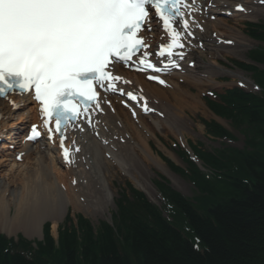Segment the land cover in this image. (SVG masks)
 Returning <instances> with one entry per match:
<instances>
[{
  "label": "snow or ice",
  "instance_id": "snow-or-ice-1",
  "mask_svg": "<svg viewBox=\"0 0 264 264\" xmlns=\"http://www.w3.org/2000/svg\"><path fill=\"white\" fill-rule=\"evenodd\" d=\"M194 4L195 0L192 4L184 0H0V98L14 90L32 95L40 106L48 139L54 135L59 139L62 156L71 164L63 130L75 126L77 119L90 120V114L85 117L83 113L92 105L102 111L98 89L125 94L115 85L131 81L115 75L117 64H128L142 52L141 70H164L148 59L152 55L150 37L141 35L152 33L153 11L168 38L155 55L167 53L169 63L176 67L172 50L183 44L174 25L179 23L192 35L181 7L189 9ZM147 78L165 83L154 75ZM126 95L131 100L144 99L133 92ZM144 110L150 111L146 104ZM50 121H55V133ZM40 135L33 125L27 139Z\"/></svg>",
  "mask_w": 264,
  "mask_h": 264
},
{
  "label": "trees",
  "instance_id": "trees-1",
  "mask_svg": "<svg viewBox=\"0 0 264 264\" xmlns=\"http://www.w3.org/2000/svg\"><path fill=\"white\" fill-rule=\"evenodd\" d=\"M257 57L264 63V54ZM236 98L228 113L247 128L250 147L212 159L214 175L203 182L199 205L180 203V227L186 220L200 240L197 249L188 234L141 216L99 238L87 233L80 250L66 233L60 253L50 254L52 264H264V99ZM0 264L44 263L10 253L0 241Z\"/></svg>",
  "mask_w": 264,
  "mask_h": 264
},
{
  "label": "bare ground",
  "instance_id": "bare-ground-1",
  "mask_svg": "<svg viewBox=\"0 0 264 264\" xmlns=\"http://www.w3.org/2000/svg\"><path fill=\"white\" fill-rule=\"evenodd\" d=\"M217 1L220 2L222 0ZM254 1L256 3L258 2V0H250L248 4L254 5ZM257 7L258 6H255L254 9L252 8L253 14L257 15L258 11H260ZM211 11L214 12L215 9H211ZM248 17H251V15ZM218 21L219 20L203 21L205 23L204 27L207 29L220 28L221 24L218 23ZM208 23L210 27L207 25ZM230 30L231 33L229 37L234 39L233 41L236 46L246 40L237 25L233 24ZM231 47L232 46H218L216 48L218 51H221L227 48L230 50ZM209 53L212 52L197 51L196 55L206 57L208 63L207 65L201 66V68L203 71L209 72L210 75L213 76L214 64L217 63V60L209 58ZM232 74L235 75L234 73ZM137 81L139 84H143L140 79H137ZM192 82L195 83V80H192ZM28 101V98H24L23 100L16 98V104L11 105L7 101L0 99V131L6 130L8 138H14V136L17 138L25 123L35 117L34 107L31 105L25 107ZM19 103H23V105L17 108L16 106L19 105ZM192 108H196V106H192ZM172 114L181 117L184 115V112L181 109H177L175 112H172ZM90 145L93 147L91 150L93 160L97 164L100 172L104 177L109 175L111 166H108L107 161L102 157V147H99L95 143H90ZM118 146L121 147V144H118ZM0 155L4 157L0 160V231L8 235L21 231V233H24L27 237L38 236L41 234L43 222L47 220L52 221V229L55 230L59 223L60 212L64 210L67 205L72 203L66 202V199L59 195L55 180L44 175L42 162L46 161V159L50 160L56 169H59L54 158L49 156L45 151H38L34 152L30 161L20 165L18 162H13L9 159L8 152ZM122 160L125 161L126 157L124 156ZM156 163L157 162H155V167L164 170L163 166H157ZM129 176L133 184L141 188L142 181L138 179L136 175ZM5 177L8 179L5 180ZM6 190L9 191L5 198ZM80 195L81 191L78 189V186H71L66 197L67 199L76 196L79 198L81 197ZM100 205L101 204L90 206V208L99 210L103 208L108 209V205ZM82 206L83 205L74 207V209H82Z\"/></svg>",
  "mask_w": 264,
  "mask_h": 264
},
{
  "label": "rangeland",
  "instance_id": "rangeland-1",
  "mask_svg": "<svg viewBox=\"0 0 264 264\" xmlns=\"http://www.w3.org/2000/svg\"><path fill=\"white\" fill-rule=\"evenodd\" d=\"M257 44H258L257 42L251 41L248 47H251V46L254 47V46H256ZM196 134H197V133H196ZM194 138H196V137H194ZM90 217L92 218V221H93L94 223H96L97 219L100 218V216H97L96 214H92ZM106 218H107V216H106Z\"/></svg>",
  "mask_w": 264,
  "mask_h": 264
}]
</instances>
